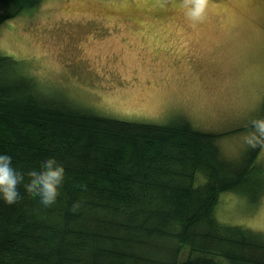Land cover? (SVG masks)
<instances>
[{
  "label": "trees",
  "instance_id": "1",
  "mask_svg": "<svg viewBox=\"0 0 264 264\" xmlns=\"http://www.w3.org/2000/svg\"><path fill=\"white\" fill-rule=\"evenodd\" d=\"M41 1L0 0V25ZM216 137L184 119L153 125L79 109L0 55V153L24 171L55 156L67 171L51 207L23 186L16 204L0 201V264H264L260 233L215 218L222 192L253 204L264 196V144L235 163ZM199 172L206 182L195 187ZM185 248L196 255L180 260Z\"/></svg>",
  "mask_w": 264,
  "mask_h": 264
},
{
  "label": "rangeland",
  "instance_id": "2",
  "mask_svg": "<svg viewBox=\"0 0 264 264\" xmlns=\"http://www.w3.org/2000/svg\"><path fill=\"white\" fill-rule=\"evenodd\" d=\"M207 3L193 26L183 0H42L0 25V55L43 93L99 116L184 119L217 135L221 158L239 163L253 147L243 139L251 120L264 116V0ZM205 182L197 173L195 187ZM215 218L264 238V196L253 204L222 192ZM195 255L185 248L180 260Z\"/></svg>",
  "mask_w": 264,
  "mask_h": 264
},
{
  "label": "clouds",
  "instance_id": "3",
  "mask_svg": "<svg viewBox=\"0 0 264 264\" xmlns=\"http://www.w3.org/2000/svg\"><path fill=\"white\" fill-rule=\"evenodd\" d=\"M182 11L185 19L193 26L204 20L207 0H183ZM252 131L244 137V141L255 147L264 144V116L251 120ZM65 164L55 156H45L42 162L27 171L13 166L12 157L0 153V201L7 205L16 204L23 198L20 187L26 188L41 206L48 208L55 205L61 196L62 187L66 182ZM78 203L71 210H78Z\"/></svg>",
  "mask_w": 264,
  "mask_h": 264
}]
</instances>
